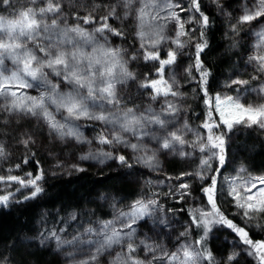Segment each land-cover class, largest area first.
I'll list each match as a JSON object with an SVG mask.
<instances>
[{"label": "snow or ice", "instance_id": "snow-or-ice-1", "mask_svg": "<svg viewBox=\"0 0 264 264\" xmlns=\"http://www.w3.org/2000/svg\"><path fill=\"white\" fill-rule=\"evenodd\" d=\"M213 5L215 15L208 11ZM84 7L85 13L76 11L69 24L64 5L56 0H0V160L11 162L9 150L24 149L20 162L0 175V208L47 197L53 187L49 180L84 174L87 161L115 164L117 176L131 177L137 191L129 200L106 189L87 201L96 208L77 204L65 210L62 205L57 216L64 228L41 227L32 237L0 246V264H39L40 251L63 254L66 264H264V167L232 161L228 152L229 141L242 131L264 135V0L235 6L232 0H108L106 7ZM218 19L231 41L227 51L253 68V73L230 77L226 92L214 91L212 70L203 58ZM253 32L260 43L249 54L253 49L245 36ZM192 48L194 62L180 74L179 57ZM182 81L196 82L193 101L199 112L188 103ZM251 83L258 86L251 102L240 92L229 94L233 86ZM132 86L136 95L124 91ZM143 98L146 106L137 103ZM191 113L199 124L192 123ZM25 120L36 124L25 128ZM83 124L99 127L92 139L83 135ZM57 146L67 152H57ZM41 149L53 161L47 167ZM169 156L196 167L166 173L167 191L141 185L138 170L163 172ZM189 198L193 203L179 210L166 203L184 205ZM125 200L127 210L120 207ZM104 208L112 218L94 221ZM177 211L188 217L179 233L186 242L177 251L148 232L140 237L149 219V232L167 235L164 230L172 228ZM49 215L41 213L42 226ZM72 224L83 231L67 239ZM223 232L232 237L233 251L218 258L211 240ZM18 245L25 247L17 251Z\"/></svg>", "mask_w": 264, "mask_h": 264}, {"label": "trees", "instance_id": "trees-1", "mask_svg": "<svg viewBox=\"0 0 264 264\" xmlns=\"http://www.w3.org/2000/svg\"><path fill=\"white\" fill-rule=\"evenodd\" d=\"M58 3L64 5V13L68 15V23L75 22V12L79 11L83 15L86 11L84 5L91 7L92 5L104 4L107 5L108 0H56ZM113 3L116 0H112ZM205 3H211L209 0H204ZM233 6H235L238 1L232 0ZM208 11L215 15V6L213 5L208 9ZM132 26L130 25L129 28ZM227 31L226 24L223 20L218 19L216 26L208 34L210 41V46L205 50L203 58L212 70V88L214 91H224L227 89L224 87L226 83L229 82L230 77L235 75L247 73H253V68L250 65L244 63L238 55L227 51L231 41L225 35ZM246 42L252 47L253 51L249 54H255V42L251 37L245 36ZM131 42V38H129ZM116 44H120L119 40L115 41ZM246 59V57H245ZM183 64V67L194 62V48L185 49L179 62ZM144 71V69H139ZM247 79L248 76L244 75ZM184 86V91L188 95V103L195 108V112H199L200 107H196V103L193 101L194 89L197 85L194 81H182ZM235 88L234 92L230 94L235 95L236 92H243L249 98L254 99L255 94L252 90L257 88V84L251 83L247 88L245 86H233ZM243 90V91H242ZM125 91L129 95H136L135 86L125 88ZM138 104H148L146 98L142 100H137ZM203 105L201 104V107ZM192 123L194 125L199 124L200 121L196 120L195 113H191ZM25 128L34 127L33 123L22 122ZM16 150V148H15ZM11 155L14 157L12 161L16 163L20 162L17 159L21 151L16 152L9 150ZM228 152L232 161L235 162H246L251 164L254 168L264 167V135L259 134L257 131L248 130L246 132L242 131L237 135H234L229 141ZM164 159V158H162ZM198 163V162H197ZM196 167V163H191L186 161L181 157H168L164 163L163 172H153L148 168H140L137 173V178L140 180L141 185L147 183L152 191H167L156 186L154 182L167 183L165 182V174H173L181 168L186 170H192ZM233 165H229L228 170L224 173L227 176L232 171ZM87 168V167H86ZM87 172L84 174L73 173L71 177L65 175L61 178L55 180H49V184L53 187L49 188L48 196L37 200L35 202H29L27 205L13 207L11 210L6 208H0V246L4 244H11L13 240L20 236L32 237L35 235L36 231L40 228L41 213L44 210L50 214L48 216L52 217L53 220H58L57 210L63 205L65 210H71V207H75L77 204L81 207L96 208V204H87L88 200H95L96 196L105 191L106 189H111L117 192L121 197H128L129 200L134 197L137 191L136 186L131 182L132 178H125L123 176H117V168L115 164L109 163V166L102 168H87ZM30 170V168H25V171ZM129 200H125L123 204L120 205L121 208L126 209V205ZM169 207H175L178 210L180 208H188L193 202L191 198L188 200V204L181 205L175 203L172 200L166 201ZM61 216L64 215L63 212L60 213ZM112 213L108 208H104L102 211H98L97 216L92 219L95 221L97 219H111ZM174 223L171 229H165L167 235H160L158 238L154 236L152 232L148 229L152 227L151 219L148 220V224L140 230V237L143 238L144 233L148 232V235L153 236L154 239L164 245L170 251H177L181 244L186 241L179 237V233L184 229L181 227L182 224L187 222V215L182 214L177 211L176 216L173 218ZM75 225L76 224H72ZM77 228V227H76ZM174 229V230H173ZM78 230L83 231V228L78 226ZM159 231V229H157ZM196 233L188 237V243L196 237ZM151 242V241H149ZM232 237L228 236L227 232L216 233L215 237L211 240V246L213 250L217 253L218 258H225L229 253L233 251L231 248ZM25 246L18 245L17 251H21ZM159 255V253H157ZM141 258L144 257V253H140ZM39 264H59L53 254H49L48 251H40L37 253ZM226 264V260H225ZM240 264H246L245 260H241ZM252 264H255L253 260Z\"/></svg>", "mask_w": 264, "mask_h": 264}, {"label": "rangeland", "instance_id": "rangeland-1", "mask_svg": "<svg viewBox=\"0 0 264 264\" xmlns=\"http://www.w3.org/2000/svg\"><path fill=\"white\" fill-rule=\"evenodd\" d=\"M209 1L211 2L212 0H209ZM236 1H238V3H242L243 2V0H235V2ZM145 2L150 3L151 0H145ZM147 11L151 12V8H149ZM256 31L258 32L259 29H257ZM170 34L174 35V33H170ZM249 37H251L253 39V41L255 42V50H254V53H255L256 46L260 43V37L256 34V32H253L251 35H249ZM173 47H175V45H173ZM164 50L165 51L167 50V46H165ZM181 57H182V55L179 57V60H180ZM181 62L182 61H180V67L177 69V71L180 74L183 73V64ZM6 63L8 64V66L10 68L11 67V62L10 61H6ZM171 72H172V69L169 68V69H167L166 74H170ZM124 91H125V89H124ZM32 94H36V93L33 92ZM249 94H255V93H251L250 92ZM241 95L246 96V98L249 100V102H251L253 100V99L249 98L247 95H245L243 92H241ZM254 97H255V95H254ZM0 103H3V101H0ZM144 105L146 106L147 104H144ZM152 107L154 109L158 110L159 109V104H153ZM22 122L36 124L35 120H25V121H22ZM148 127H152V126L149 125ZM81 131L83 132V135L85 137H87L89 139H92L94 133L99 131V127L98 126H93L92 124H83V126L81 127ZM146 142H149V141L146 140ZM47 145H48V141L45 138L44 139V146L47 147ZM96 146L97 145L94 142L93 147H96ZM150 146H154V145H150ZM87 150H88V146L84 145L82 151L86 152ZM15 151L16 152H19V151L24 152V149L22 147H19V148H16ZM56 151L57 152L63 151V152L66 153L67 149H62L60 146H57ZM41 155H43L45 157V160H44V166L45 167H47L49 163H53V161H50L49 159H47V154L43 151V149H41ZM75 155L78 157L79 156V151H77L75 153ZM169 157L173 158V156H169ZM61 158L63 159L64 156H62ZM15 163H16L15 161L4 162L3 160H0V175L7 174V169L9 167L14 166ZM109 163H111V162H109ZM84 166L87 167V168H102V167H105V166H98L96 164V161H87V162H85ZM12 174H21L22 175V173H20V172H13ZM154 184H156V186H160L164 190H167L168 183L154 182ZM0 194H4L3 185H0ZM53 226H55L57 228H64L65 227V225L60 222V218H58V220H53L52 217H49V218L47 217L46 223L43 226L40 224V228L41 227L52 228ZM93 226H96V225L94 224ZM77 231L82 232L81 230H78V225H76V226L75 225H71L70 227L67 228V230H66L64 235L66 236L67 239H71L72 236L75 235ZM52 248L54 249V244L52 245ZM67 250L68 249L66 248V251ZM181 255H182V250H181ZM53 256H55V258L59 262V264H66L65 257H64L63 254H61L59 256L53 254Z\"/></svg>", "mask_w": 264, "mask_h": 264}]
</instances>
